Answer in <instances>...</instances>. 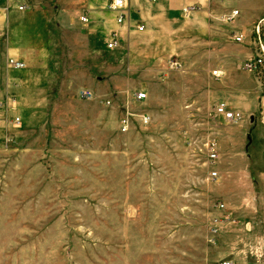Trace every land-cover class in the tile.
<instances>
[{
  "label": "rangeland",
  "instance_id": "obj_1",
  "mask_svg": "<svg viewBox=\"0 0 264 264\" xmlns=\"http://www.w3.org/2000/svg\"><path fill=\"white\" fill-rule=\"evenodd\" d=\"M25 2H40L51 11L41 16L49 26L40 32L49 44V64L73 75L59 78L50 94L71 104H51L42 113L28 104L27 122L18 108L1 104L0 264L229 260L236 242L229 229L241 223L240 214L231 215L232 207L239 202L243 178L223 170L222 154L210 165L206 146L211 139L220 142L223 130L245 131L252 137V159L261 163L264 64L252 73L237 66L264 47V0L238 1L244 11L249 8L244 14L234 7L239 15L232 24L240 18L247 23L243 43L234 40L242 31L231 23L216 29L205 14L186 19L180 11L156 10L148 35L121 37L113 49L91 20L70 23L59 0ZM74 16L88 13L76 9ZM227 56L233 59L232 81L227 79L233 100L249 98L253 104L240 111L236 124L214 112L224 102L226 75L215 77L213 71H222L219 64ZM173 60L181 66L173 67ZM253 81L257 94L250 92ZM83 89L94 97L83 98ZM138 91L147 93L143 102L134 98ZM127 113L130 128L122 132ZM16 116L19 127L11 124ZM211 228L220 229L215 243L208 241Z\"/></svg>",
  "mask_w": 264,
  "mask_h": 264
},
{
  "label": "crops",
  "instance_id": "obj_2",
  "mask_svg": "<svg viewBox=\"0 0 264 264\" xmlns=\"http://www.w3.org/2000/svg\"><path fill=\"white\" fill-rule=\"evenodd\" d=\"M238 1L240 0H128V13L122 24L117 22V14L108 9L110 0H74L73 7L67 3L68 0H59V4L63 12L70 13L68 15L70 23H77L78 19L81 21V17L78 16L79 18L76 20L74 16L76 9L86 11L88 13L87 22L81 21L82 23H89L91 20L94 24V31L107 34L109 40L112 33L115 32L119 43L121 37L133 40L139 36L148 35L151 22L154 20L152 14L156 10L162 14L180 11L181 17L186 18L182 10L190 5H197L199 9L188 18L205 14L214 21L216 29L220 24L231 23L233 29L245 33L247 23L244 18L236 20L235 25L232 23L237 17L232 21L228 20L235 11L234 7L239 8L242 14L249 11V8L246 11L240 8L237 5ZM217 3H221V6ZM21 4L26 5L23 11L18 10ZM43 13L51 15V11L47 12L40 2L30 5L25 0H0V99L15 97L14 104H16V109L18 108L24 122L32 117L31 113L26 110L28 104H34L37 113H42L47 107L51 109V104H55V107L58 106L57 104H71L66 99L59 102L50 94V90L57 87L59 78L70 77L73 72L51 68L49 64L51 59L47 57L46 50V46L49 44L40 34L49 26L47 20L41 18ZM139 26H143L144 29L139 30ZM11 58L24 62L25 67L16 69L9 66L8 62ZM223 59V62L219 64L222 70L219 78L224 73L226 80L223 81L225 89L220 98L229 105L231 110L247 112L253 106L250 104V99L248 98L246 101L233 100L231 89L228 88V80L232 81L230 74L232 67L229 64L233 60L232 56ZM247 59L238 64L237 70L247 72L243 70V64ZM256 86L253 81V89H251L253 91H250L252 94H257L259 89H256ZM0 123L3 122L0 121ZM227 123L236 124L239 122ZM219 137L220 142H217L219 158L221 154L227 158L223 170L234 175L241 173L243 178L239 202L235 205L236 208L232 207L231 213L237 218H239L237 215L240 214L241 218L238 221L241 223L236 227L231 226L229 229L232 240H236V242L233 241L231 244L229 252L231 258L223 261H230L231 264H250V262L260 264L264 262V148H261L257 154L258 157H261L260 163V161L256 162L252 159L249 150L252 137L248 132L243 131L239 134L237 131L223 130L219 133ZM221 139H224L223 144ZM237 165H240V168ZM226 218L229 219L231 216L227 215ZM219 232L218 228L215 232L213 228L209 229L208 241L215 243L220 235ZM238 241L241 243L238 244Z\"/></svg>",
  "mask_w": 264,
  "mask_h": 264
},
{
  "label": "built area",
  "instance_id": "obj_3",
  "mask_svg": "<svg viewBox=\"0 0 264 264\" xmlns=\"http://www.w3.org/2000/svg\"><path fill=\"white\" fill-rule=\"evenodd\" d=\"M152 1H155V0H152ZM128 7H129L128 0H110V2L108 4V9L117 14V22L119 24H122L125 21V19L127 17V13H128ZM25 8H26V5L21 4L18 7V10L23 11V10H25ZM198 9H199V7L197 5H190V6L183 8L182 12H183L184 17L188 18V17H190V15L192 13H194ZM238 15H239V11L235 10L232 13V15L229 16L228 20L232 21ZM81 21L87 22V17L86 16L81 17ZM138 29L143 30L144 27L139 26ZM234 40L237 43H243L245 40V34L241 33L239 35H235ZM117 44H118L117 35L115 32H113L111 35V38L108 42V47L113 49L117 46ZM259 64H264V47L263 46L260 47V54H258L254 59L250 58L244 62L243 70L252 73L258 69ZM9 65L13 68H16V69H21V68L25 67L24 62H21L19 60L12 59V58L9 60ZM171 65L173 67L174 66L175 67L181 66L178 61H174V60L171 62ZM213 75L215 77H219L220 71L219 70L213 71ZM80 95L83 98H93V96H94L90 90H83V91H81ZM134 98L137 102H143L147 98V94L145 92H137L134 94ZM14 103H15V100L10 98L5 103L0 102V108L3 107V105L1 106V104H8L10 110H15L16 106L13 105ZM110 103H111L110 101L107 102V104H110ZM214 112H215L216 116L222 117L226 122H238L242 119V113L238 112V111L231 110L229 108V105L226 102H220L219 104H217L214 108ZM131 115H132L131 113H127L121 119L120 127H121L122 132H127L129 130V128H130V116ZM142 117L144 120H147L145 115H142ZM11 124L15 127H19L22 124V120L18 116L13 117V119L11 120ZM206 147H207L206 149H207L208 162L210 165H213L219 159L217 141L215 139L209 140ZM211 177L213 179H217L218 172L212 171ZM220 207L224 208V205H220ZM215 231H216V229H214V232ZM221 264H231V262L230 261H223V262H221Z\"/></svg>",
  "mask_w": 264,
  "mask_h": 264
}]
</instances>
